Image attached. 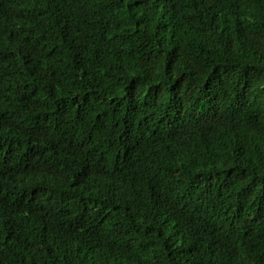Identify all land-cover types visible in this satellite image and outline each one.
<instances>
[{
  "label": "trees",
  "instance_id": "16d2710c",
  "mask_svg": "<svg viewBox=\"0 0 264 264\" xmlns=\"http://www.w3.org/2000/svg\"><path fill=\"white\" fill-rule=\"evenodd\" d=\"M0 264H264V0H0Z\"/></svg>",
  "mask_w": 264,
  "mask_h": 264
}]
</instances>
